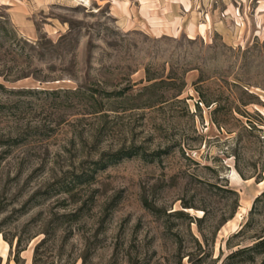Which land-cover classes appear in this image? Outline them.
I'll return each instance as SVG.
<instances>
[{"label": "rangeland", "instance_id": "374dc122", "mask_svg": "<svg viewBox=\"0 0 264 264\" xmlns=\"http://www.w3.org/2000/svg\"><path fill=\"white\" fill-rule=\"evenodd\" d=\"M262 191L264 0H0V264H264Z\"/></svg>", "mask_w": 264, "mask_h": 264}, {"label": "trees", "instance_id": "16d2710c", "mask_svg": "<svg viewBox=\"0 0 264 264\" xmlns=\"http://www.w3.org/2000/svg\"><path fill=\"white\" fill-rule=\"evenodd\" d=\"M121 155H118L117 157H116V159H118L119 157H120ZM115 159V160H116ZM114 161V160H113ZM262 194H264V191H262L261 193H260V195H262ZM258 197H256V199H257ZM255 199V200H256ZM198 244V243H197ZM199 246V245H198ZM16 247H19L18 246V241H16ZM21 249L20 248H18V249H16V252H15V255H14V257H15V261H16V258H17V253H19V251H20ZM245 250H251L254 254L255 253H262V252H264V234L263 235H261V236H259L257 239H256V241H254L251 245H249V246H247L246 247V249ZM242 251H244V249L243 248H241V249H238V250H236V251H233V253L231 252L229 255H232V254H237V253H240V252H242ZM204 255H205V253L203 252L201 255H200V257H198L199 258V260H201L202 258H204ZM81 264H83V259L81 260ZM32 264H34L33 263V256H32Z\"/></svg>", "mask_w": 264, "mask_h": 264}]
</instances>
